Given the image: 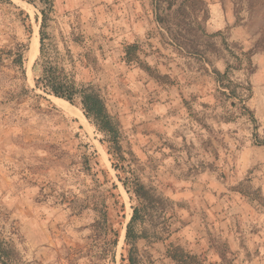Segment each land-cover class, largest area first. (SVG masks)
<instances>
[{
  "label": "rangeland",
  "instance_id": "1",
  "mask_svg": "<svg viewBox=\"0 0 264 264\" xmlns=\"http://www.w3.org/2000/svg\"><path fill=\"white\" fill-rule=\"evenodd\" d=\"M51 1L43 23L0 0V236L18 263L129 264L138 182L165 209L136 225L160 236L139 264H264V0ZM41 32L119 151L38 85ZM24 46L21 70L6 53Z\"/></svg>",
  "mask_w": 264,
  "mask_h": 264
},
{
  "label": "trees",
  "instance_id": "2",
  "mask_svg": "<svg viewBox=\"0 0 264 264\" xmlns=\"http://www.w3.org/2000/svg\"><path fill=\"white\" fill-rule=\"evenodd\" d=\"M29 4H40L43 9L40 11L42 15V22L46 19L47 11L52 8L51 0H23ZM166 5L170 7L171 3L165 1ZM44 35L40 33V58L41 72L40 78L37 83L50 95L62 99L69 104L76 106L96 131L104 134L111 145L113 152L120 150L118 145V123L108 113L102 99L91 87L79 88L74 81L73 76H69L65 73L64 69L60 68L57 61L53 58H44L43 42ZM136 48L135 46L129 48ZM27 53V47L24 46L13 51L6 53L7 57L12 58V63L15 66L20 67L22 70L24 59ZM125 190L130 195V199H135L137 206L133 207L132 217L127 225L125 233V244L130 247L128 263L139 264L138 250L135 247V243L142 239H159L157 234L148 235L145 230L137 232L136 225L138 223H145L146 217L149 215V211L155 209L158 211V215L165 213L164 206L161 203V199L152 195L144 185L136 182L132 189L127 186V183H123ZM166 222L162 223L163 228L166 227ZM166 230V229H164ZM163 230V231H164ZM175 258V257H174ZM179 264H191L190 257L187 255H180ZM0 264H19L16 254L11 246L0 236Z\"/></svg>",
  "mask_w": 264,
  "mask_h": 264
},
{
  "label": "bare ground",
  "instance_id": "3",
  "mask_svg": "<svg viewBox=\"0 0 264 264\" xmlns=\"http://www.w3.org/2000/svg\"><path fill=\"white\" fill-rule=\"evenodd\" d=\"M37 47H38V43L36 40H34L30 46V60H32V58H34V56L37 52Z\"/></svg>",
  "mask_w": 264,
  "mask_h": 264
}]
</instances>
